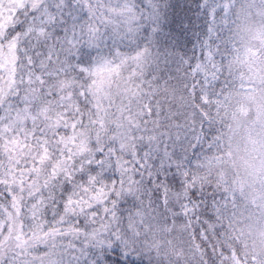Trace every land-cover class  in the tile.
<instances>
[{
    "label": "snow or ice",
    "instance_id": "snow-or-ice-1",
    "mask_svg": "<svg viewBox=\"0 0 264 264\" xmlns=\"http://www.w3.org/2000/svg\"><path fill=\"white\" fill-rule=\"evenodd\" d=\"M0 264H264V0H0Z\"/></svg>",
    "mask_w": 264,
    "mask_h": 264
}]
</instances>
